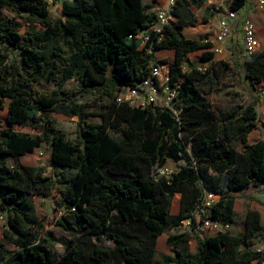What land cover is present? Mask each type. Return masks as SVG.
I'll list each match as a JSON object with an SVG mask.
<instances>
[{
    "label": "trees",
    "instance_id": "16d2710c",
    "mask_svg": "<svg viewBox=\"0 0 264 264\" xmlns=\"http://www.w3.org/2000/svg\"><path fill=\"white\" fill-rule=\"evenodd\" d=\"M145 1L62 0L63 19L50 23L47 0H0V109L7 100L11 126L37 121L43 125L35 136L0 130V214L5 222L0 264L264 262V252L250 249L252 240L264 234L257 210L247 211L245 229L236 235L228 230L205 239L195 236L194 254L187 249L190 233L170 235L166 245L175 249L173 254L155 258L158 237L183 220L194 221L196 212L206 215L205 192L215 197L208 218L232 224L233 193L264 183V141L247 143L259 123L254 105L216 117L198 91L208 80L205 64L215 55L211 42L187 39L182 31L197 23L192 8L208 0H176L173 21L160 35L150 32L156 14ZM244 6L245 0H233L230 10L239 12ZM209 17L205 11L204 19ZM17 18L45 29L21 34ZM141 34L145 42L138 38ZM158 51L172 52L169 85L177 89L172 103L176 114L117 103L122 88H134L148 78ZM13 52L19 60L9 59ZM196 52L199 58L191 60ZM243 66L244 78L254 89L264 80V51ZM109 68L115 74L105 81ZM47 71L56 88L39 92L33 83ZM72 78L80 84L77 90L65 87ZM81 91L108 99L100 107L99 123L86 120L88 114L75 99ZM50 112L77 119V143L53 131ZM43 145L50 146V166L60 171L52 177L44 176L43 168L18 162ZM168 161L176 170L162 176ZM55 183L60 185L56 206L64 211L56 223L70 236L57 260L49 248L53 239L40 236L42 225L32 202L33 197L48 198ZM176 195L179 207L173 214ZM105 241L111 246L97 245Z\"/></svg>",
    "mask_w": 264,
    "mask_h": 264
},
{
    "label": "rangeland",
    "instance_id": "374dc122",
    "mask_svg": "<svg viewBox=\"0 0 264 264\" xmlns=\"http://www.w3.org/2000/svg\"><path fill=\"white\" fill-rule=\"evenodd\" d=\"M62 0H47L50 23H54L58 19H63L60 14V3ZM156 0H148L145 3L151 4ZM160 4L154 7L155 9L163 5V0H159ZM219 9V1L208 0L201 8H192V12L197 19V24L194 27L186 28L184 30V35L187 39L196 41H212L214 37V32L216 29V16ZM243 9V8H242ZM208 11L211 14L207 20L204 19V13ZM245 14V13H243ZM10 15V13H6ZM252 21L258 25V32L260 35L262 49H264V20L259 21L260 14L251 13L249 14ZM17 21L21 24L20 33L26 34L27 32H42L44 31V26L38 22L27 23L22 19ZM233 33L230 40L226 41L224 45V53L219 56H214L213 60L205 67L209 68V74L201 86L198 87V91L202 96L203 100L208 104L210 111L216 116H223L235 109L244 108L249 105H254L258 117V129L253 131L249 135L248 143H255L257 141H264V80L261 83L255 84V90L247 83L243 75V64L248 59L244 56L242 46L240 43L241 33L238 30ZM140 38V37H138ZM2 53H5L1 50ZM200 52L193 53L189 56L191 60H197L199 58ZM9 59L11 57H19L15 52L8 53ZM155 61L165 63L171 59V54L165 51H158L154 53ZM228 66V67H225ZM114 71L112 72L109 68L105 72V81L114 77ZM52 76L44 73L42 76L37 77L36 81L33 83L35 90L39 92H50L56 88L55 83L52 81ZM79 82L72 78L65 83V87L69 89L77 90L79 88ZM102 86H105V82ZM117 86L114 88V92L117 91ZM76 102L83 107L84 112L88 114L86 120L89 123L97 124L100 122L97 116L100 112V107L107 104L109 101L107 98H99L93 93H85L81 91L78 96H76ZM3 107L0 109V130L11 128L15 131L26 133L32 136L39 135L42 133L43 125L41 121L37 122H25L22 124H13L12 126L8 123L7 115V100H3ZM47 117L51 121L49 125L56 134L60 135L64 141L68 143L75 144L78 141V127L77 119L69 118L63 114L57 112L47 113ZM232 146L240 151L241 146L237 142H233ZM49 145H43L42 147L35 149L31 154H27L18 160L19 163L27 166L40 167L44 170V176L52 177L53 172L59 174L60 171H55L49 164ZM8 166L12 167L14 165L13 160H8ZM163 169L174 171V165L172 162H166ZM54 175L53 180H56ZM59 189L60 185L58 183L54 184V188L50 193L48 198L33 197L32 202L36 215L39 222L42 225V230L40 232L41 238L51 237L53 243L50 244L49 248L52 253L54 260L59 259L65 252L68 246L69 235L57 225V221L64 214L63 210L58 209L56 202L59 199ZM234 205H233V216L234 223L231 226L230 234H238L245 229V216L248 210H257L261 215L262 225L264 226V183L252 184L247 189L234 192ZM178 210V199H173L172 213H176ZM5 222H0V238L2 237V231L4 230ZM184 229H181V232ZM178 230L167 232L163 235L170 236L179 233ZM215 235L212 231H206L204 236ZM193 237L187 244V249H192L196 245L195 237ZM253 245L250 247L251 250L264 252V234L259 238L252 240ZM98 246L103 248L110 247V242L98 243ZM164 245V251L157 255V258L162 257V253L170 252L166 243ZM166 250V251H165ZM106 264H113L107 262Z\"/></svg>",
    "mask_w": 264,
    "mask_h": 264
},
{
    "label": "built area",
    "instance_id": "2783aa9c",
    "mask_svg": "<svg viewBox=\"0 0 264 264\" xmlns=\"http://www.w3.org/2000/svg\"><path fill=\"white\" fill-rule=\"evenodd\" d=\"M175 2L176 0H163V5L155 9L156 19L150 27V32L160 35L163 28L173 21L171 9L174 7ZM232 2L233 0H219V9L215 8L218 10L216 29L213 40L211 41V51L215 56L224 53V45L234 33L233 23L238 21V12L230 10ZM252 7L255 12L263 13L264 0H254ZM240 33V43L244 56L247 59L261 52V44L251 20L245 18L242 21ZM139 37L142 38L143 42L147 40V37L143 34L139 35ZM149 67L150 73L148 78L144 79L134 88H122L117 93V103H127L136 108L153 106L172 110V103L177 96V89L169 85V65L159 61H153L150 62ZM160 175L168 177L171 175V172L162 169ZM214 198L213 194L205 192L202 205L206 215L200 216L196 212L194 221L190 219L183 220L179 228H183L186 232H189L191 235H196L201 239L207 238L204 234L208 230L215 234L228 231L230 229L229 224L214 222L207 216L210 208L214 204ZM3 220V216L0 214V222L2 223Z\"/></svg>",
    "mask_w": 264,
    "mask_h": 264
},
{
    "label": "crops",
    "instance_id": "0c3cea01",
    "mask_svg": "<svg viewBox=\"0 0 264 264\" xmlns=\"http://www.w3.org/2000/svg\"><path fill=\"white\" fill-rule=\"evenodd\" d=\"M146 1H148V0H146ZM217 1H219V0H217ZM253 2H254V0H245V6L243 7V9H241V11H239L238 12V21L236 22V23H233V30H234V33L237 31V28H239L238 30L240 31V28H241V23H242V21L245 19V18H248L249 20H251V18L249 17V16H251V15H249V14H251V13H256V14H260V16H259V21H262V20H264V12L263 13H259V12H255L254 10H253ZM158 4H160V1L159 0H156L154 3H151V5L153 6V8L154 7H156V6H158ZM243 13H245V14H243ZM252 21V20H251ZM253 22V24H254V26H255V30H256V33H257V36H258V38H259V42H260V44H261V40H260V35H259V32H258V25L256 24V23H254V21H252ZM197 24V23H196ZM188 28H190V27H188ZM186 29V28H185ZM184 29V30H185ZM184 30L182 31V33H183V35H184ZM185 36V35H184ZM261 51H264V49H262V45H261ZM166 53H170L171 54V59H169V61H167L166 63H164V64H166V65H168L170 62H171V60H172V52L171 51H165ZM258 129V128H257ZM256 129V130H257ZM253 132V131H252ZM251 132V133H252ZM250 133V134H251ZM249 134V135H250ZM249 135H248V139H249ZM247 143H248V140H247ZM249 144V143H248ZM251 144H253V143H251ZM170 163V162H169ZM173 164V163H172ZM174 165V164H173ZM174 170H176V167L174 166ZM175 199L177 198L178 199V207H179V196L178 195H176L175 197H174ZM172 204H173V202H172ZM177 212H178V210H177ZM176 212V213H177ZM176 213H173V214H176ZM233 223H234V216H233V222H232V224H230V229H231V226L233 225ZM180 230L179 231V233H182V232H186L185 230H182V232H181V229H183V228H176V229H173V230H171V231H174V230ZM230 229H229V231H230ZM171 231H168V232H171ZM167 233V232H166ZM178 233V234H179ZM189 233V232H188ZM165 234V233H164ZM164 234H162L160 237H158V239H157V242H156V260H158V258H157V255L160 253V252H163L164 250V243H166V239H167V237L168 236H165L164 238H162L163 237V235ZM174 235H176V234H174ZM232 235H234V234H232ZM236 235V234H235ZM214 236V235H213ZM195 237V236H194ZM209 237H212V236H209ZM195 241H196V239H195ZM196 246L197 245H195L194 246V248H192V249H189L188 248V251L191 253V254H194L195 252H196ZM168 248L171 250L169 253L168 252H165V253H162V256H164V255H172L173 254V251L175 250L174 248H172V247H170V246H168ZM166 251V250H165ZM251 264H257L256 262H252ZM262 264H264V262H262Z\"/></svg>",
    "mask_w": 264,
    "mask_h": 264
}]
</instances>
